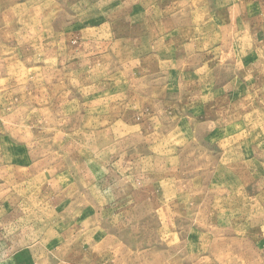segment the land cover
<instances>
[{
    "label": "rangeland",
    "instance_id": "rangeland-1",
    "mask_svg": "<svg viewBox=\"0 0 264 264\" xmlns=\"http://www.w3.org/2000/svg\"><path fill=\"white\" fill-rule=\"evenodd\" d=\"M0 264H264V0H0Z\"/></svg>",
    "mask_w": 264,
    "mask_h": 264
}]
</instances>
